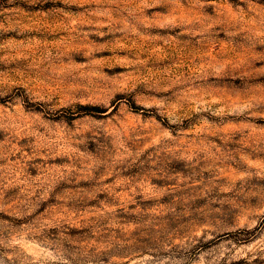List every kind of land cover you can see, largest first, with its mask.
<instances>
[{"label": "rangeland", "instance_id": "obj_1", "mask_svg": "<svg viewBox=\"0 0 264 264\" xmlns=\"http://www.w3.org/2000/svg\"><path fill=\"white\" fill-rule=\"evenodd\" d=\"M0 264H264V0H0Z\"/></svg>", "mask_w": 264, "mask_h": 264}, {"label": "trees", "instance_id": "obj_2", "mask_svg": "<svg viewBox=\"0 0 264 264\" xmlns=\"http://www.w3.org/2000/svg\"><path fill=\"white\" fill-rule=\"evenodd\" d=\"M93 110H98V108L94 107Z\"/></svg>", "mask_w": 264, "mask_h": 264}]
</instances>
